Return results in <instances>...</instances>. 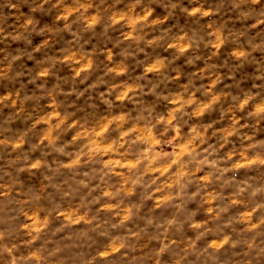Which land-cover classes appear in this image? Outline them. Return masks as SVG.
<instances>
[{"label": "clouds", "instance_id": "1", "mask_svg": "<svg viewBox=\"0 0 264 264\" xmlns=\"http://www.w3.org/2000/svg\"><path fill=\"white\" fill-rule=\"evenodd\" d=\"M0 264H264V0H0Z\"/></svg>", "mask_w": 264, "mask_h": 264}]
</instances>
